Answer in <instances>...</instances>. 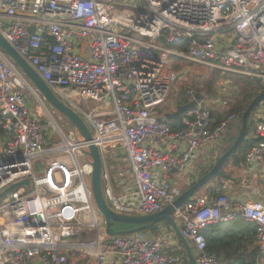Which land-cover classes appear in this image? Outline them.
Instances as JSON below:
<instances>
[{
	"label": "built area",
	"instance_id": "2783aa9c",
	"mask_svg": "<svg viewBox=\"0 0 264 264\" xmlns=\"http://www.w3.org/2000/svg\"><path fill=\"white\" fill-rule=\"evenodd\" d=\"M0 33L84 118L93 136L84 141L66 129L63 116L44 105L0 50V193L30 181L0 199V264H68L78 255L95 264H186L162 239L107 234L93 202L87 152L91 145L101 150L104 194L116 212L146 216L172 204L182 191L172 184L171 173L184 175L192 156L221 143L227 125L241 118L232 114L216 124L202 102L180 117V129H172L165 105L181 76L173 59L264 84V0H0ZM183 42L189 43L188 52L172 47ZM226 93L222 86L220 94ZM27 94L42 113L27 107ZM195 95L189 91L188 102ZM109 99L113 110L104 115L78 105ZM254 139L259 142L245 158L249 168L264 166V121L256 125ZM113 145L127 155L137 210L112 196L106 161L119 159L115 151L108 155ZM179 145L184 153L174 158ZM174 219L193 244L198 264H221L207 253L203 231L236 220L255 226L264 259V202L234 201L221 193L187 202Z\"/></svg>",
	"mask_w": 264,
	"mask_h": 264
},
{
	"label": "crops",
	"instance_id": "0c3cea01",
	"mask_svg": "<svg viewBox=\"0 0 264 264\" xmlns=\"http://www.w3.org/2000/svg\"><path fill=\"white\" fill-rule=\"evenodd\" d=\"M175 61H179V60L173 59L174 63ZM188 62L189 61H183V62L180 61V63H187V64ZM189 63L192 64V62H189ZM227 75H233L234 77H237L234 74H227ZM224 77H226V75ZM239 84L240 83H237V86H235V88H238ZM26 96H27V101H26L27 107L30 108V110L35 114L42 113V109L37 99L34 98L33 95L31 94H27ZM203 96L205 97V94ZM239 98H240V93L237 99ZM205 100L206 98L204 99L203 103L206 102ZM236 100H235V104H237ZM216 103L217 105L225 106L223 104L224 102L222 103L219 100L216 101ZM93 110H96V112H99L102 115L109 114L113 110V104L109 101L100 103L98 105H95ZM209 110L215 111L213 109H209ZM167 112L168 114L172 113L171 111H167ZM252 120L255 122L254 128H256V125L259 122L264 121V103L262 106H260L256 110V112L253 115ZM222 121L223 120L221 119L220 123ZM240 121L241 119L239 120V122ZM171 122H174V120L169 121V123ZM237 122L238 121L234 122L233 126H230L226 129L225 132L227 133L221 143L217 144L215 147H207L195 153L192 156L191 160L189 161L187 165V171L184 175L183 173L176 171V170L172 172L171 179L173 181V184L176 185L182 191V193L185 190L189 189L192 184H194L200 178H202L204 176V175L201 176L203 172H206V171L209 172L214 166V164L218 161V159L223 155L222 149L224 148L227 141L231 143L230 139H231V136H233L234 129H235L234 127H236L235 124H237ZM180 123H181V120H180ZM253 138H254V135H253V132L251 131L249 135V139L253 140ZM184 150H185V147L182 145H179L177 146V149L171 153V155L174 158H179L184 153ZM117 153L119 154V152ZM118 158L119 159L115 160L112 157V163L114 162L112 169H114V171L117 170V176H118L117 180L114 181L116 183L114 184V188H113V183L111 180V186H112L114 196L120 201L123 207H128V208L137 210L138 209L137 189L133 181V178L128 172L129 165L126 161L127 157L126 156L122 157L119 154ZM198 163H200V165L199 167L196 168V165ZM108 167L110 168L109 165ZM224 172H225L226 177L223 176L220 178V181L223 183V187L221 189H217L216 191L218 192L220 191L221 193L226 194L228 197H230V199L234 201L245 202V201L258 200V201L264 202V166H259L257 168H249L246 163L245 165H242L240 167L230 163L228 167L224 169ZM120 173H125L126 178H120ZM111 176H112V172H111ZM182 179H186L185 181L186 189L185 190L184 189L182 190L178 186V181H181ZM216 186H217V179H215L209 185L199 190L198 193L193 197V199H198V198H208L209 199L210 198L209 193L211 192V190L216 189L217 188ZM108 202L109 204L113 206L111 201L108 200ZM135 215H139V214H135ZM177 225L181 231L179 224ZM254 227L255 226L252 223H249L243 220H236L233 222L220 224L219 225L220 229H217L216 234L224 235L225 233H233V232L237 233L240 237H243L245 240H247V245L242 247L240 249V252H245V253L250 254L252 251L257 249L256 243H255L256 234H253ZM113 229L115 228L113 227ZM140 236L148 238L150 240L162 239L165 247L171 254L175 256H179V257L181 256L188 262L187 264H191L188 259L185 245L183 244L177 231L172 227L170 223L169 224L165 222L161 223L157 225L156 227H154L153 229L140 233ZM188 244L191 247V251L194 254V256L197 257V252L195 251L194 247H192V245L189 242ZM70 260H73V264H95V260L93 258L86 257L83 255H78L77 257L73 259H69V262ZM112 264H117V260H113Z\"/></svg>",
	"mask_w": 264,
	"mask_h": 264
},
{
	"label": "water",
	"instance_id": "95a60500",
	"mask_svg": "<svg viewBox=\"0 0 264 264\" xmlns=\"http://www.w3.org/2000/svg\"><path fill=\"white\" fill-rule=\"evenodd\" d=\"M32 32L35 31L33 27ZM0 50L7 56L8 60L15 64L28 80L32 83V85L36 88L38 93L42 98V102L44 105L49 106L54 109V111L61 116H63L64 120L70 125L72 130L82 138L84 141H92L93 136L90 128L85 122L84 118L74 110L70 105H68L64 99L56 93L52 88H50L46 82L41 78V76L33 69V67L25 61V59L12 47V45L4 38V36L0 33ZM204 101V96L201 93H197L195 95V99L183 105H178L176 107L175 112L169 113L166 115V119L168 121H173L177 117H182V115L194 109L198 106L199 103ZM264 103V92L258 95L248 106L241 119V125L239 130V135L236 141L232 144V146L218 159L216 164L212 167V169L206 173L202 178H200L194 185H192L189 189L183 192L172 204L168 205L163 211L156 213L150 216L143 215H126L123 213L116 212L108 203L103 189V170L105 166V161L102 156L101 150L99 147L95 145H91L89 147V151L87 155H89L92 159L93 163V173L91 175V189L93 193V197L96 203L98 211L101 216L105 220L106 224V232L111 237L125 236L131 234L142 233L154 228L157 224L168 221L172 227L177 231L179 237L181 238L183 244L186 247L187 255L190 259L191 264H197L195 256H193L191 248L188 242L182 237L181 231L174 219L175 211L186 204L192 197H194L198 191L215 178L222 170L223 166L227 162V160L236 154L238 149L242 146L244 141L248 138L250 134V126L252 122L253 115L258 107H260ZM12 126V125H11ZM8 136V131L4 135L3 142L6 141ZM23 185L29 186L30 181L24 180L22 182H18L2 193H0V199L7 197L12 191L19 189ZM123 225L129 226L131 228H122V229H113V225Z\"/></svg>",
	"mask_w": 264,
	"mask_h": 264
},
{
	"label": "trees",
	"instance_id": "16d2710c",
	"mask_svg": "<svg viewBox=\"0 0 264 264\" xmlns=\"http://www.w3.org/2000/svg\"><path fill=\"white\" fill-rule=\"evenodd\" d=\"M162 44L164 42L162 41ZM172 47L174 48H179L181 51L183 50L184 52L189 51V43H181L177 45H173ZM175 60V58H174ZM180 61L183 62V60L175 61L174 63V68L176 70H180L179 65ZM188 64H191L188 62ZM195 80L198 79V77ZM239 84L238 90L240 93V98L236 100L237 104L232 107V110H230L229 114L225 115H219L216 117L215 111H212V116L216 119V124H219L221 119L224 121L227 117L231 116L232 114H239L240 117L243 116L245 113L246 109L250 105V103L261 93L264 92V84L258 79H251V78H245V77H238L237 79ZM209 91L205 94V98L209 101H214L217 99V93L213 94L212 89L208 87ZM199 91V90H197ZM200 93V92H198ZM197 94V92H196ZM207 95V96H206ZM188 103V101H184L180 103L179 105H183ZM181 118L177 117L174 122L169 123L172 129L178 130L180 129L181 123H180ZM255 122L252 120L251 125L252 127L254 126ZM251 133V131H250ZM250 135V134H249ZM237 137V136H236ZM236 137L233 138L231 136V146L235 142ZM256 143V140L249 139L248 138L245 140L243 145L238 149L236 154L231 156L229 160L226 162V164L223 166L221 172L219 173L218 176L213 178L207 185H209L211 182H213L215 179H217V188L214 190H211L209 193L210 198H214L221 194V192L216 191L217 189H221L223 187V183L220 181L221 177H226L224 169L226 166H228L230 163L240 167L242 165H245L246 163V154L247 152L252 148V146ZM230 146V147H231ZM229 147V148H230ZM228 148V149H229ZM227 149V150H228ZM208 171L203 172L201 176L205 175ZM219 180V181H218ZM165 223L169 224L167 221ZM153 229V228H152ZM217 229L219 228V225L217 226H211L206 228L203 231L204 237L207 242V253L210 255H215L217 256L221 264H259L262 261V256L259 252L258 249H255L252 251L250 254L245 253V252H240V249L244 246L247 245V240H245L243 237H240L237 233H225L224 235H217ZM253 234H256V228L254 227L253 229Z\"/></svg>",
	"mask_w": 264,
	"mask_h": 264
},
{
	"label": "rangeland",
	"instance_id": "374dc122",
	"mask_svg": "<svg viewBox=\"0 0 264 264\" xmlns=\"http://www.w3.org/2000/svg\"><path fill=\"white\" fill-rule=\"evenodd\" d=\"M179 69L176 70L181 74L180 79L176 82L174 86V91L170 98L168 99L165 108L167 111H171L172 113L175 112L176 107L184 102L185 100L188 101L189 97L187 96V93L189 91H192L194 93L200 92L202 95L206 94L207 91H209L208 87L212 89L213 94L217 93V99L215 101H209L206 98V102L203 103V106L206 107L208 110L213 109L215 110L216 117L219 115H225L229 114L230 110H232V107L235 105V100L238 98L239 91L237 90L238 88H235L237 86V77H234L233 75H227L225 73L221 74L222 72L219 71H214L211 70L210 68L201 66V65H195V64H187V63H180ZM226 75V77H224ZM198 77L197 80H195ZM222 86H227V93L226 95L220 94L221 93V88ZM199 90V91H197ZM207 96V95H206ZM227 101V106H220L217 105L216 101ZM109 102L112 103V100L109 99ZM100 104L99 102L97 103H92L91 101L88 100H82L78 105L80 107L87 106L91 109L95 107V105ZM89 108H86L87 110ZM239 122V121H238ZM237 124H235L236 127H234V133H233V138L238 137L239 135V128L241 121ZM64 127L66 129H70V125L67 123L64 124ZM231 146V143L227 141L225 144L224 148L222 149V154H224L227 149ZM112 151H117L122 157L127 156L125 151H122L121 145H113L108 147V155L112 153ZM124 152V153H123ZM81 162L84 161L83 158L80 159ZM114 163V162H113ZM112 163V158L108 157L107 158V165L111 166V172H112V183H113V188L114 184H116L114 181L117 180V170L114 171L112 169L113 166ZM200 163L196 165V168L199 167ZM228 166H226L227 168ZM185 181L186 179H182L181 181H178V186L183 190L186 189L185 186ZM112 203V202H111ZM100 225L103 226V223L100 222ZM113 227L117 230L122 229V228H131L129 226H121L118 224H114ZM122 238L128 237V235L121 236ZM193 247V244H191ZM264 264V259L260 262V264ZM69 264H73V260H70Z\"/></svg>",
	"mask_w": 264,
	"mask_h": 264
},
{
	"label": "bare ground",
	"instance_id": "6f19581e",
	"mask_svg": "<svg viewBox=\"0 0 264 264\" xmlns=\"http://www.w3.org/2000/svg\"><path fill=\"white\" fill-rule=\"evenodd\" d=\"M183 43H187V42H183ZM179 60H181V59H179ZM183 61H185V60H183ZM192 64H195V65H201V66H204L203 64H199V63H196V62H192ZM216 71H219V72H222V74L223 73H225V74H234V73H232V72H223V71H221V70H218V69H215ZM22 71V70H21ZM24 74V73H23ZM235 75V74H234ZM225 106L228 104L227 102H226V104H225V102L223 103ZM263 105V104H262ZM261 105V106H262ZM259 108V107H258ZM257 108V109H258ZM207 109V108H206ZM256 112V111H255ZM234 125V122H231V123H229L228 125H227V127L225 128V131H226V129L228 128V127H230V126H233ZM253 128H254V126L252 127V125L250 126V131H252L253 132V135L256 137V128H254V130H253ZM239 130H240V128H239ZM237 139V138H236ZM254 139V138H253ZM236 141V140H235ZM245 142V141H244ZM259 142V139L257 140V142L253 145V146H255L257 143ZM219 144V143H218ZM243 145V144H242ZM252 146V147H253ZM88 151H89V149H88ZM229 160V159H228ZM227 160V161H228ZM107 162V161H106ZM216 164V163H215ZM214 164V165H215ZM226 164V163H225ZM111 167V166H110ZM177 171V170H176ZM172 174V173H171ZM219 175V174H218ZM217 175V176H218ZM170 179H171V175H170ZM111 180H112V176H111ZM171 182H172V184H173V181H172V179H171ZM196 183V182H195ZM105 185V182L103 183V186ZM192 185H194V184H192ZM191 185V186H192ZM136 186V185H135ZM136 189H137V187H136ZM111 190H112V186H111ZM201 190V189H200ZM186 191V190H185ZM184 191V192H185ZM112 196L118 201V203L119 204H121L120 203V201L114 196V193H113V190H112ZM108 197V196H107ZM107 197H106V199H107ZM191 200H193V197L189 200V201H191ZM107 201H108V199H107ZM188 201V202H189ZM93 202H94V204H95V208H96V210H99L98 208H97V206H96V203H95V200H94V197H93ZM109 203V202H108ZM110 206L113 208V206L110 204ZM114 209V208H113ZM100 213V212H99ZM123 214H126V215H134V214H139V213H137V212H124ZM154 214H156V213H154ZM154 214H151V215H154ZM101 215V214H100ZM174 215V214H173ZM146 216H150V215H146ZM102 217V216H101ZM103 218V217H102ZM105 221V220H104ZM165 221H163V222H161V223H164ZM168 222V221H167ZM161 223H159V224H161ZM169 223V222H168ZM159 224H157V225H159ZM106 225V224H105ZM156 225V226H157ZM155 226V227H156ZM140 235V233H137V234H131V235H128V237H132V236H134V237H138ZM118 238H122L121 236H118ZM124 238H126V237H124ZM158 240V239H157ZM191 248V247H190ZM193 254V253H192ZM193 256H194V254H193ZM198 256H199V254H198ZM180 258L187 264L188 262L184 259V258H182L181 256H180ZM188 259H189V257H188ZM195 259H197V257H195ZM189 261H190V259H189ZM191 263V262H190ZM198 264V263H197Z\"/></svg>",
	"mask_w": 264,
	"mask_h": 264
}]
</instances>
